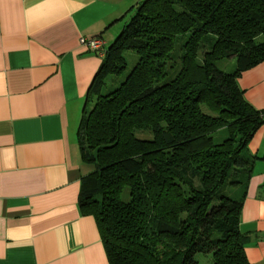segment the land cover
I'll return each instance as SVG.
<instances>
[{
    "label": "trees",
    "instance_id": "trees-1",
    "mask_svg": "<svg viewBox=\"0 0 264 264\" xmlns=\"http://www.w3.org/2000/svg\"><path fill=\"white\" fill-rule=\"evenodd\" d=\"M231 58L234 72L218 67ZM263 62L264 0L141 2L108 47L78 128L94 168L80 208L110 264H250L240 216L264 114L238 80Z\"/></svg>",
    "mask_w": 264,
    "mask_h": 264
},
{
    "label": "crops",
    "instance_id": "crops-1",
    "mask_svg": "<svg viewBox=\"0 0 264 264\" xmlns=\"http://www.w3.org/2000/svg\"><path fill=\"white\" fill-rule=\"evenodd\" d=\"M143 1L0 0V264H110L80 208L94 168L78 128L103 62L80 41L109 47ZM238 85L264 114V62ZM248 150L256 161L240 231L249 263L264 264V125Z\"/></svg>",
    "mask_w": 264,
    "mask_h": 264
},
{
    "label": "rangeland",
    "instance_id": "rangeland-1",
    "mask_svg": "<svg viewBox=\"0 0 264 264\" xmlns=\"http://www.w3.org/2000/svg\"><path fill=\"white\" fill-rule=\"evenodd\" d=\"M130 19H131V17H130ZM176 50H177V52H175V56L174 57H175L176 60H178V58L180 56L179 54L181 52L180 48H179V45L176 47ZM176 54H177V56H176ZM131 58L132 59H130V60L131 61L133 60L132 63H131V66H133L136 63V59L137 58L134 57V56L131 57ZM218 67L221 70H223V71H225L227 73H232V72H234L236 70V60L234 58H231V59L220 61V62H218ZM227 135H228V133L226 131H221V132L215 133L213 136L215 138L216 143H222L225 140V138L227 137ZM138 136H140V135L138 134ZM90 169H91V171H93L92 167H90ZM198 259H200L202 264H205L206 261L209 264L211 258H207V257H204V256H199ZM207 262H206V264H207Z\"/></svg>",
    "mask_w": 264,
    "mask_h": 264
},
{
    "label": "built area",
    "instance_id": "built-area-1",
    "mask_svg": "<svg viewBox=\"0 0 264 264\" xmlns=\"http://www.w3.org/2000/svg\"><path fill=\"white\" fill-rule=\"evenodd\" d=\"M80 44L87 50L96 53L102 58L105 57L108 49L105 40L101 37H96L92 39L82 38Z\"/></svg>",
    "mask_w": 264,
    "mask_h": 264
}]
</instances>
